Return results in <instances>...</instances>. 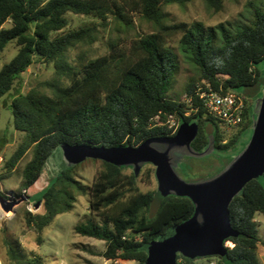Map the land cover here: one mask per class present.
Wrapping results in <instances>:
<instances>
[{
	"label": "trees",
	"instance_id": "obj_1",
	"mask_svg": "<svg viewBox=\"0 0 264 264\" xmlns=\"http://www.w3.org/2000/svg\"><path fill=\"white\" fill-rule=\"evenodd\" d=\"M186 1L0 0V53L11 42L18 48L0 68V99L13 90L35 60L52 64L55 75L54 79L10 98L12 127L23 133V139L5 162L3 178L9 177L30 150L31 158L22 170L26 187L39 180L47 159L61 143L138 146L150 138L171 137L164 125L170 115L179 125L196 124L197 134L191 142L194 151L205 150L210 138L214 150L235 147L254 118L250 99L243 96L245 121L225 140L217 121L194 98L196 85L188 84L185 89L191 104L167 97L178 69L177 56L168 40L179 35L181 55L196 68L200 83L209 84L213 90L224 94L242 87L254 88L259 83L263 89L264 77H260L257 66L264 60V7H254L253 19L234 32L230 23L214 27H205L201 22L167 23L162 7ZM203 1L215 11L221 8L222 0ZM129 11L138 13L154 31L127 45L110 41L106 54L85 63L73 65L68 61L69 49L97 40V28L87 25L61 32L68 25L67 12L100 22L112 17L129 29ZM8 22L10 27L4 28ZM100 162L102 169L91 187L75 178L72 172L77 165L59 171L37 201L42 204L43 213L25 210L24 222L35 232V243L40 246L43 229L56 216L71 212L77 197L89 192L90 211L100 221L78 223L75 233L103 241L101 256L105 260L144 264L149 244L172 225L188 220L194 205L186 197L160 198L156 191L143 193L133 171L127 175L126 167ZM147 172L150 175L153 169ZM256 214L264 217V174L246 183L228 206L229 224L239 236L224 241L233 244L226 248V264H261L258 249L264 247V240L258 235ZM7 246L9 258L16 264H44L40 255L32 251L26 254L17 242L9 241ZM180 258L190 261L178 254L177 261Z\"/></svg>",
	"mask_w": 264,
	"mask_h": 264
},
{
	"label": "rangeland",
	"instance_id": "obj_2",
	"mask_svg": "<svg viewBox=\"0 0 264 264\" xmlns=\"http://www.w3.org/2000/svg\"><path fill=\"white\" fill-rule=\"evenodd\" d=\"M264 7V0H222L221 8L218 11L208 8L203 0H187L182 5L173 3L162 7L165 20L169 24L201 22L205 27H214L221 23L232 24L231 30L234 32L243 24L249 23L253 19V8ZM68 25L61 31L77 30L87 25H95L97 28V40L92 44H80L68 50V61L73 65L85 63L107 53L110 41L118 43L120 46L127 45L131 40L140 36L152 33L153 26L142 19L138 13L128 12V18L132 20L129 29H125L112 17L100 22L89 16L66 13ZM4 28L10 27V23H5ZM179 35L168 40V45L177 56V73L173 84L168 92V98L174 101L187 102L185 89L188 84L200 85L198 71L185 59L179 50ZM14 42L9 43L0 53V68L9 62L17 52ZM260 77H264V60L257 66ZM55 78L52 64H45L35 60L28 69L21 75L20 81L16 83L9 94L0 99V177H4V164L9 159L19 142L23 139V133L15 131L12 127V115L8 109L10 98L17 92L26 93L29 89L38 84ZM235 93L246 96L254 102L259 99L262 93L261 84L254 88H238ZM256 111H254L255 113ZM189 113V111L187 112ZM253 113V114H254ZM253 121V119H252ZM252 125V124H251ZM223 132L224 139L227 140L237 131ZM251 132L245 131L244 136L236 143L235 147L227 150H213L201 156H181L178 166L175 168L178 176L188 182L196 183L208 180L222 172L237 155L243 150V144ZM31 158V150L19 161L15 170L8 178L0 180V194L6 200L21 199L19 193L24 194L25 200L13 206L9 211L12 215L9 218L0 220V264H16L8 254L7 243L14 241L20 244L27 254L31 250L37 251L41 255L44 264H109L101 256L105 243L92 238L82 237L75 233L74 227L81 222L92 219L99 222L100 219L90 211V194L87 192L83 196L77 197V201L71 212L60 214L53 222L43 229L41 235L43 243L38 246L35 243V232L28 227L23 218L25 210L31 213H43L42 204L38 209L34 208L42 194L50 187L53 178L62 170V162L59 154L55 151L47 159L42 169L39 180L32 186L26 187L22 170ZM102 169L100 161L85 160L76 166L75 178L87 187H91L96 174ZM153 169L149 175L147 172ZM131 168L124 170L125 174H130ZM137 187L139 191L145 193L156 191L157 183L154 178V167L145 164L141 167ZM9 201V202H10ZM29 202V203H28ZM254 221L257 225L258 235L264 240V217L256 214ZM55 251L57 253H55ZM258 259L264 264V247L258 249ZM226 264V262H223Z\"/></svg>",
	"mask_w": 264,
	"mask_h": 264
},
{
	"label": "water",
	"instance_id": "obj_3",
	"mask_svg": "<svg viewBox=\"0 0 264 264\" xmlns=\"http://www.w3.org/2000/svg\"><path fill=\"white\" fill-rule=\"evenodd\" d=\"M255 111L251 134L243 150L222 172L201 182L188 183L175 171L180 162L179 154L201 157L214 150L212 138L205 150L198 152L192 149L191 142L197 134L194 123L181 122L173 136L150 138L138 146L61 143L52 153L56 151L59 154L62 170L90 159L131 168L138 176L141 167L150 164L154 167L156 193L160 198L173 195L191 200L193 215L182 223L172 225L151 242L144 264H177L178 254L191 260L218 257L225 262L227 249L224 241L239 236L229 224L228 206L246 183L264 174V86L255 102ZM25 199L22 195L21 199L9 202L0 194V209L8 212ZM40 205L37 202L34 208L38 209Z\"/></svg>",
	"mask_w": 264,
	"mask_h": 264
},
{
	"label": "built area",
	"instance_id": "obj_4",
	"mask_svg": "<svg viewBox=\"0 0 264 264\" xmlns=\"http://www.w3.org/2000/svg\"><path fill=\"white\" fill-rule=\"evenodd\" d=\"M194 98H197L203 109L210 115L220 126L221 131L231 132L241 128L245 121V101L242 95L235 92H226L221 94L211 88L205 82L196 86L193 91ZM187 102L191 104V97H186ZM195 109V108H194ZM188 113H186L187 115ZM157 119V118H156ZM164 125L169 132L174 135L179 127V122L174 116H168ZM2 158L0 157V162ZM10 201V198H6ZM9 212V211H8ZM7 212L0 209V220L9 218ZM224 246L232 248L233 244L225 242ZM177 264H220L219 260L214 257H203L185 261L179 259Z\"/></svg>",
	"mask_w": 264,
	"mask_h": 264
},
{
	"label": "crops",
	"instance_id": "obj_5",
	"mask_svg": "<svg viewBox=\"0 0 264 264\" xmlns=\"http://www.w3.org/2000/svg\"><path fill=\"white\" fill-rule=\"evenodd\" d=\"M89 239V238H88ZM32 252H35L36 254H38L37 253V251H34V250H31ZM102 251H104V248H103V250ZM55 253H57L56 251H55ZM39 255V254H38ZM41 256V255H40ZM106 262H109V264H137L136 262H134V261H121V260H117V261H115V262H111V261H108V260H106Z\"/></svg>",
	"mask_w": 264,
	"mask_h": 264
},
{
	"label": "flooded vegetation",
	"instance_id": "obj_6",
	"mask_svg": "<svg viewBox=\"0 0 264 264\" xmlns=\"http://www.w3.org/2000/svg\"><path fill=\"white\" fill-rule=\"evenodd\" d=\"M248 104L250 106V112H251V114H253L255 111V103L253 100H249Z\"/></svg>",
	"mask_w": 264,
	"mask_h": 264
},
{
	"label": "bare ground",
	"instance_id": "obj_7",
	"mask_svg": "<svg viewBox=\"0 0 264 264\" xmlns=\"http://www.w3.org/2000/svg\"><path fill=\"white\" fill-rule=\"evenodd\" d=\"M7 215H8V216H11V215H12V213H11V212H7Z\"/></svg>",
	"mask_w": 264,
	"mask_h": 264
}]
</instances>
